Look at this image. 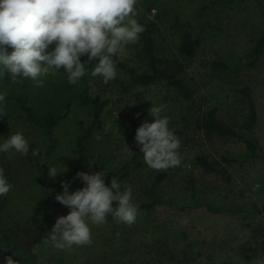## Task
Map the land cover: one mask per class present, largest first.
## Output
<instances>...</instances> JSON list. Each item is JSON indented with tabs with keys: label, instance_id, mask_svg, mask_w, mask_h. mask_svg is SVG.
I'll return each instance as SVG.
<instances>
[{
	"label": "rangeland",
	"instance_id": "374dc122",
	"mask_svg": "<svg viewBox=\"0 0 264 264\" xmlns=\"http://www.w3.org/2000/svg\"><path fill=\"white\" fill-rule=\"evenodd\" d=\"M207 1L138 0L135 18L137 21L151 20L156 23L155 41L161 59H172L176 55V47L181 41L180 29L173 27L176 18L180 21L193 20L196 10ZM196 27L201 44L191 60L176 56L179 64L174 63V73L183 78L199 97L203 110L216 108L219 118L229 123L241 119L238 89L248 85L258 110L256 135L264 149V55L254 67L239 72L213 67L214 61L230 64L245 59L253 40L264 29V12L259 0H242L232 7H215ZM53 47L49 46L48 51ZM139 54L138 41L129 46L126 56L119 59L140 69ZM96 62L93 60L90 67ZM117 72V78L125 79L121 71L117 69ZM42 79V86H37L31 79L13 84L7 73L0 79V90L7 91L4 112L9 113L3 138L20 131L30 145L27 156L6 153L12 170L13 187L8 194L4 214L10 224L24 227L36 225L41 217L34 164L36 155L44 149L46 141L44 135L17 108L16 99L27 96L37 113L48 110L57 112L64 109L62 107L69 97L84 84L81 79L77 85H70L63 70ZM87 84L92 96L99 95L107 100L101 115V129L86 145L90 162L105 175L118 170L139 149L132 137L128 117H133L138 126L145 120L152 122L153 118L149 115L151 104H163V115L170 118L172 125L183 110L182 102L164 84L137 87L128 93L119 92L114 81L104 84L101 78L91 75L87 77ZM79 122L88 124L89 111L73 103L68 115L53 130L57 147L48 167L55 165L60 171L63 167L66 170L52 178L47 174L52 213L65 208L55 200V196L62 192L61 181L70 184V193L83 185L76 176L78 172H86L75 148L76 137L80 133ZM97 135L101 139H95ZM208 142L219 152L228 151L232 156L244 152L242 146L230 141L220 144L212 138ZM194 149L184 148L180 151L182 162L179 167L156 171L145 164L118 181L121 190L129 185L133 188L134 202L139 206L134 225L126 226L109 216L106 224L91 226V246L69 250H57L48 242V237L44 238L34 246L31 257L24 256L25 264H174L177 261H184L185 264H257L258 260L264 258V212L212 214L201 207L184 210L165 206L152 210L142 207L146 201L143 189L158 173L167 174L157 192L164 200L172 198L188 202L186 181L191 176L197 189L196 201L220 205L233 199L235 203L249 202L258 208L264 206V167L260 163L229 167L233 177L230 190L229 185L191 166ZM32 151L36 155H32ZM15 253L22 255V251Z\"/></svg>",
	"mask_w": 264,
	"mask_h": 264
},
{
	"label": "clouds",
	"instance_id": "9594fccd",
	"mask_svg": "<svg viewBox=\"0 0 264 264\" xmlns=\"http://www.w3.org/2000/svg\"><path fill=\"white\" fill-rule=\"evenodd\" d=\"M138 0H0V79L7 73L17 84L31 79L42 86L44 77L63 70L67 82L77 85L88 74L100 77L104 84L117 78V61L128 54L145 31L135 18ZM54 45L51 51L49 46ZM12 51L8 52L7 49ZM87 60L81 62V57ZM7 91L0 90V116L4 114ZM149 115L135 131L134 140L145 164L156 171L181 165V141L170 128V118L163 115V104H151ZM139 115V114H137ZM95 139L101 137L97 135ZM30 145L23 132L0 137V154L27 156ZM32 155H36L32 151ZM55 165L48 176L64 172ZM83 187L69 192L70 184L61 181L62 192L55 200L69 209L56 218L48 242L57 250L91 246V226H101L112 216L117 222L132 226L137 222L139 206L132 186L121 190L118 180L105 184V174L78 172ZM12 184L0 167V197L12 190ZM115 202V206H113ZM3 264H17L11 256ZM257 264H264V258Z\"/></svg>",
	"mask_w": 264,
	"mask_h": 264
},
{
	"label": "trees",
	"instance_id": "16d2710c",
	"mask_svg": "<svg viewBox=\"0 0 264 264\" xmlns=\"http://www.w3.org/2000/svg\"><path fill=\"white\" fill-rule=\"evenodd\" d=\"M242 0H208L197 10L193 20L180 21L176 18L173 27L180 29L181 41L176 47V55L172 59H161L157 52L155 32L157 25L151 20H139L145 27V31L140 37V62L141 70L136 69L126 62L118 59L117 69L125 75V79L116 78L115 87L121 93H128L137 87H147L154 84H164L172 90L175 96L182 102V113L179 119L170 125L175 134L180 138L181 148H195V155L190 162L191 166L199 168L203 174L215 177L218 181L230 186L232 190L233 177L229 172V167H242L247 163L258 162L264 167V149L256 135L258 125V110L248 85L238 89V105L240 107L241 119L235 122H225L219 118L216 108L202 109L199 97L191 90L183 78L174 73V63L179 64L176 59L191 60L201 44V37L196 32V24L203 21L211 10L215 7H232ZM260 8L264 12V0H259ZM196 21V22H194ZM8 52L12 49L8 48ZM48 51V49H47ZM264 55V29L253 40L251 49L244 60L235 63L213 62V67L227 72H239L245 68L254 67ZM86 61L81 57V62ZM88 74L82 79L84 84L69 97L64 106L57 112L53 110L37 113L32 101L27 96H18L16 105L24 113L25 119L35 125L44 135L46 144L44 149L35 157L34 177L39 187V214L40 220L36 225L24 227L19 224H10L4 214V209L8 201V194L0 197V264H3L4 257L11 256L17 264H25L24 256H32L33 248L42 239L47 238L51 227L59 216L67 215L69 209L52 213L50 209V190L47 181L48 163L57 147V140L53 136L54 128L65 118L73 103L80 108H87L89 111V122H79V135L76 137L75 148L78 159L81 161L86 172H98L97 168L90 162L86 145L87 142L101 129V115L107 100L99 95L92 96L89 92L87 77L91 75V68L88 65ZM100 78V77H99ZM9 119V113L4 112L0 116V137H3ZM131 127V134L134 138L135 131L139 127L133 117H128ZM216 139L220 144L230 141L243 147L244 152L239 156H232L228 151H220L209 144V139ZM0 166L4 168L5 175L12 184V170L7 160L6 154H0ZM145 162L142 153L138 151L130 160L125 162L115 172L105 175L106 186L110 184L112 178L124 180L131 173L143 168ZM166 173H158L148 181L143 189L146 201L142 207L152 210L158 206L184 210L186 208H204L206 211L217 214L224 212H264V206L254 207L249 202L235 203L232 199L220 205L208 202L196 201L197 189L194 179L190 176L186 181V191L188 202H179L175 199H161L158 196V186L166 178ZM84 185H82L83 187ZM81 187V188H82ZM10 250V251H8ZM22 251L19 256L15 252ZM172 264V263H170ZM174 264H185L184 261H177ZM221 264H236L224 262Z\"/></svg>",
	"mask_w": 264,
	"mask_h": 264
}]
</instances>
